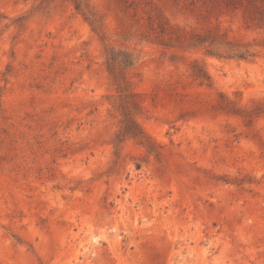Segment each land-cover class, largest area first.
<instances>
[{"label":"rangeland","instance_id":"rangeland-1","mask_svg":"<svg viewBox=\"0 0 264 264\" xmlns=\"http://www.w3.org/2000/svg\"><path fill=\"white\" fill-rule=\"evenodd\" d=\"M82 3L0 0V264H264L261 3ZM111 48L152 150L116 141Z\"/></svg>","mask_w":264,"mask_h":264},{"label":"trees","instance_id":"trees-1","mask_svg":"<svg viewBox=\"0 0 264 264\" xmlns=\"http://www.w3.org/2000/svg\"><path fill=\"white\" fill-rule=\"evenodd\" d=\"M257 1L261 3L260 7H263L261 11L259 10L260 17L258 18V23H260L264 19V16L262 15L264 13V0ZM72 2L74 3L75 9L80 12L86 20L89 19L85 14L90 16L94 15L87 9V5L82 3V0H72ZM83 8H85L86 11H84ZM254 8L258 9L257 4H253V9ZM94 21H96V19H94ZM161 30L164 31L162 26ZM189 44L205 45L207 52L224 58L249 59L256 55V52L250 50V44L223 40L218 38L216 34L210 33L205 35L195 34L193 37L191 36ZM121 55L122 57L119 58ZM131 64L132 61L127 54H122L118 51L116 52L112 48L107 52L106 67L112 77V81L115 84L119 96L117 110L122 116L121 127L116 134V141H121L125 137L138 138L142 144H145L152 150L154 143L145 133L136 118L141 112L140 102L136 97V94L132 92L124 72V69ZM194 76L196 78H201L202 80H210L209 75L205 71H202V69L194 71Z\"/></svg>","mask_w":264,"mask_h":264}]
</instances>
